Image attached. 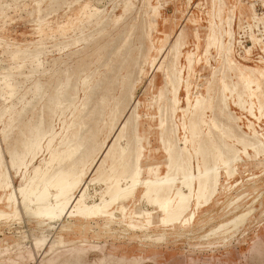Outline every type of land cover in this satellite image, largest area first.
I'll list each match as a JSON object with an SVG mask.
<instances>
[{
	"label": "rangeland",
	"instance_id": "obj_1",
	"mask_svg": "<svg viewBox=\"0 0 264 264\" xmlns=\"http://www.w3.org/2000/svg\"><path fill=\"white\" fill-rule=\"evenodd\" d=\"M68 146L91 193L123 147L127 175L196 179L182 207L140 190L60 219L50 238L94 251L56 264H264V0H0V264L45 229L8 194Z\"/></svg>",
	"mask_w": 264,
	"mask_h": 264
},
{
	"label": "bare ground",
	"instance_id": "obj_2",
	"mask_svg": "<svg viewBox=\"0 0 264 264\" xmlns=\"http://www.w3.org/2000/svg\"><path fill=\"white\" fill-rule=\"evenodd\" d=\"M49 145L50 141H48L47 147ZM36 146H38V143ZM241 146H244V144ZM125 150V147H123L120 153L112 158V163L118 162L119 168L114 175L103 178L104 189L102 192L99 191L102 185L99 189L94 188L93 193L89 191V184L81 187L84 163L82 159L79 161L76 157L77 148L68 146L61 152V156L53 152L48 153L44 168L36 167L34 169V174L38 176V181L32 188L30 187L31 190L28 192H24L21 188L17 189L18 196L15 204L13 203L12 194H8L6 202L13 207L16 217L19 216L23 219L27 217L45 224L43 233L32 235V238L28 241L29 246H23V250H18L15 253L18 261L32 258L35 254L40 253L45 256L47 264H56L61 256H68L67 258L71 256L73 261H78L81 253L92 252L94 249L79 248L74 252L75 248H66L68 244L65 241L54 237L50 238L49 236L58 221L64 217H80L81 219L83 216L88 218H107V216L112 215L116 206L118 207L121 202L127 204L140 190L143 191L140 201L146 211L149 210V206L153 202H158L163 196L169 195L171 191V198L174 196L178 200L180 207L187 202L193 188V182L195 184L196 176L194 174L184 173L181 180L176 183L174 174L159 178L141 179L135 169L131 175H127L128 166L125 160L128 154ZM56 163L58 166L53 171ZM67 163L69 165L72 164V166L65 170L62 164ZM74 163H79L80 166ZM217 169V164L212 167H206L204 172L198 175L200 183L210 180L214 170ZM97 183L98 181L94 180L93 185ZM153 190L156 191L154 197L150 195ZM163 208L162 206L160 210ZM242 217L243 215L237 218L240 219ZM82 246L86 245L83 244ZM0 253H2V250H0ZM101 259L102 257H99L95 262ZM17 260L8 259L1 263L15 264Z\"/></svg>",
	"mask_w": 264,
	"mask_h": 264
}]
</instances>
